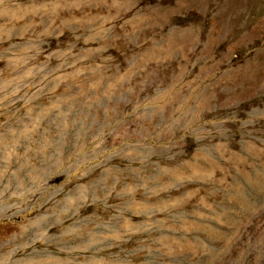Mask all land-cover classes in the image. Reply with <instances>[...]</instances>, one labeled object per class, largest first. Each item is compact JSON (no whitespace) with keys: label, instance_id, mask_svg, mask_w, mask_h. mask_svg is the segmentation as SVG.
<instances>
[{"label":"rangeland","instance_id":"374dc122","mask_svg":"<svg viewBox=\"0 0 264 264\" xmlns=\"http://www.w3.org/2000/svg\"><path fill=\"white\" fill-rule=\"evenodd\" d=\"M0 264H264V0H0Z\"/></svg>","mask_w":264,"mask_h":264}]
</instances>
